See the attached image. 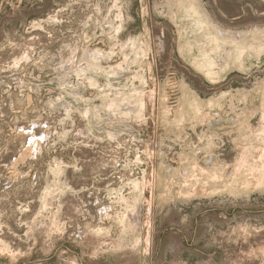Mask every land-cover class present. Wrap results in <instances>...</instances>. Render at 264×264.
Listing matches in <instances>:
<instances>
[{
  "label": "rangeland",
  "instance_id": "1",
  "mask_svg": "<svg viewBox=\"0 0 264 264\" xmlns=\"http://www.w3.org/2000/svg\"><path fill=\"white\" fill-rule=\"evenodd\" d=\"M0 264H264V0H0Z\"/></svg>",
  "mask_w": 264,
  "mask_h": 264
},
{
  "label": "bare ground",
  "instance_id": "2",
  "mask_svg": "<svg viewBox=\"0 0 264 264\" xmlns=\"http://www.w3.org/2000/svg\"><path fill=\"white\" fill-rule=\"evenodd\" d=\"M249 26V25H248ZM209 61V60H208ZM211 65V64H210ZM81 74V73H80ZM75 76V75H74ZM82 76V75H81ZM208 76V75H207ZM118 108V107H117ZM119 112H121V111H119Z\"/></svg>",
  "mask_w": 264,
  "mask_h": 264
}]
</instances>
